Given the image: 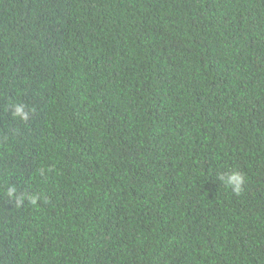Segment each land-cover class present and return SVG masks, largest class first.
I'll list each match as a JSON object with an SVG mask.
<instances>
[{
	"label": "trees",
	"instance_id": "1",
	"mask_svg": "<svg viewBox=\"0 0 264 264\" xmlns=\"http://www.w3.org/2000/svg\"><path fill=\"white\" fill-rule=\"evenodd\" d=\"M0 264H264V0H0Z\"/></svg>",
	"mask_w": 264,
	"mask_h": 264
},
{
	"label": "clouds",
	"instance_id": "2",
	"mask_svg": "<svg viewBox=\"0 0 264 264\" xmlns=\"http://www.w3.org/2000/svg\"><path fill=\"white\" fill-rule=\"evenodd\" d=\"M12 114L23 121H27L30 118V111L26 110L24 104L14 105ZM219 179L223 181L226 186L230 187L235 194L241 192L242 186L245 182L244 175L239 171H232L221 176ZM6 194L9 198H15L17 201H22L24 199V196L17 195V189L14 186L8 187ZM29 199L31 200V203L36 204L39 197L33 195L30 196Z\"/></svg>",
	"mask_w": 264,
	"mask_h": 264
}]
</instances>
